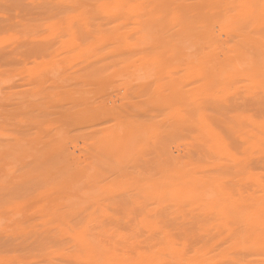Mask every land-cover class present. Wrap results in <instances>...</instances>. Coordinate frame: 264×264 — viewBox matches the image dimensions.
Returning <instances> with one entry per match:
<instances>
[{
    "label": "rangeland",
    "instance_id": "374dc122",
    "mask_svg": "<svg viewBox=\"0 0 264 264\" xmlns=\"http://www.w3.org/2000/svg\"><path fill=\"white\" fill-rule=\"evenodd\" d=\"M0 264H264V0H0Z\"/></svg>",
    "mask_w": 264,
    "mask_h": 264
},
{
    "label": "bare ground",
    "instance_id": "6f19581e",
    "mask_svg": "<svg viewBox=\"0 0 264 264\" xmlns=\"http://www.w3.org/2000/svg\"><path fill=\"white\" fill-rule=\"evenodd\" d=\"M192 149V148H191ZM196 150V149H195Z\"/></svg>",
    "mask_w": 264,
    "mask_h": 264
}]
</instances>
